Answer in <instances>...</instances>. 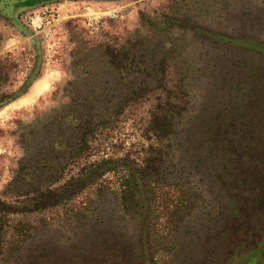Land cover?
Wrapping results in <instances>:
<instances>
[{"label":"rangeland","instance_id":"rangeland-1","mask_svg":"<svg viewBox=\"0 0 264 264\" xmlns=\"http://www.w3.org/2000/svg\"><path fill=\"white\" fill-rule=\"evenodd\" d=\"M3 4L0 264H97L91 251L109 241L130 246L135 264H264V63L183 23L264 40V0ZM170 16L180 22L161 27ZM123 64L129 69L124 80ZM149 64L155 69L140 78L137 70ZM118 91L130 94L120 107L112 97ZM101 93L108 98L104 114L115 116L114 133L87 158L68 157L63 178L49 189L104 152L137 165L155 161L169 180L151 181L148 228L136 210L125 211L117 201L120 180L113 173L100 180L106 197L97 185L43 210L29 205L37 194L14 184L27 155L77 109L75 100ZM166 102L178 132L170 146L161 121ZM224 132L229 140L222 144L214 135ZM224 145V154L248 156L235 167L240 174L228 157L215 156ZM176 176L182 178L170 181ZM99 198L104 202L92 214Z\"/></svg>","mask_w":264,"mask_h":264},{"label":"trees","instance_id":"trees-1","mask_svg":"<svg viewBox=\"0 0 264 264\" xmlns=\"http://www.w3.org/2000/svg\"><path fill=\"white\" fill-rule=\"evenodd\" d=\"M9 1L10 0H0V3L3 2V5H5L8 4ZM40 1L42 0H13V4L14 7L19 8L34 5ZM177 22H180V20L170 16L165 18L160 24L161 27H164L168 24ZM183 23L186 27L197 29V32L210 42L243 47L251 51L264 63V40L258 36L231 35L226 32L215 31L206 26L191 22L188 19H185ZM139 65L140 68L143 67L141 64ZM137 66L138 65H135V69H138ZM154 67L155 66L149 64L148 68L137 70L139 72V77L141 78L143 72L149 74L150 70L155 69ZM118 68L121 79H126V74L129 73L127 65L123 64ZM132 88L133 86L131 83L128 89L132 90ZM129 96L130 94H122L121 91H118L117 94H112V97H119V107L120 104H125L129 100ZM106 99H108L106 95L101 93L96 96L87 95L85 98L81 99L80 102L78 99L75 100L76 102L73 106L77 107V109L71 110L70 113L67 114L69 115L66 117L67 122L61 126L58 125V134L53 131V135L40 142L39 149L36 152L27 155L28 157L25 159V164L27 166L23 167L24 169L19 173V178L14 184L17 188L22 189L24 193L37 194L35 199H31L29 205H36L43 210L48 205L54 204L57 201L75 198L97 185H99L98 192L106 197V193L103 192L104 185L100 180L103 179V176L107 173H113V175H116L120 180V198L117 197V201H121L119 203L125 211H131L135 215L136 210V213L139 214L138 216L141 219L140 224L148 228L151 224L149 213L153 201L151 200L152 197L149 195L151 184L156 181L169 180L167 176L163 175L164 170L162 169V164H154L156 163L155 161L137 165L125 157H116L110 152H104L103 155L98 156L93 162L86 163L85 166L80 169V172L68 180L66 184L60 185L52 190L49 189L59 179L63 178L65 161H67L68 157H72L76 161L87 158V151H93L96 143L98 145L99 141L108 140L111 133H114L115 116H107L104 114V109L108 108V104L105 102ZM164 106L163 110L164 108L166 110L161 117V121L166 128L167 138L165 140L169 141L167 146H170L171 141L175 140L178 136L174 123L176 114L169 112L171 110L169 107L171 106L167 104V102ZM168 114H170V116ZM236 128L237 127H235V129ZM232 131L231 129L230 134L224 132L223 134L216 133L213 135L220 137V143L224 144L226 140L228 141L229 138H231L230 135H232ZM227 134H229V138ZM162 139L163 138H161V140ZM89 142H93V144L91 145ZM225 149L226 147L224 145L221 149L222 153L218 151L215 153V156H217L218 159L220 157V160H223L222 157H228L229 162L234 163V170L236 166L244 165L243 160L245 161L248 157L246 154L239 153V156H237L232 151L230 154H224ZM221 166L224 172L226 169V175L232 174L229 170L230 165L221 164ZM235 172L237 174L241 173L237 169ZM179 178L182 177L176 176L171 178L170 181ZM99 200V204L93 208L92 214L95 213L94 211L98 210L100 203L104 202L101 198H99ZM22 203L23 208H26V202L23 201ZM107 247L108 249H106ZM129 247L130 246L123 247L119 242L113 243L109 241V243L105 244L103 247L97 248L91 252L96 258L97 264H135V258L132 257V260L128 259V257H131V254H128L127 250Z\"/></svg>","mask_w":264,"mask_h":264},{"label":"bare ground","instance_id":"bare-ground-1","mask_svg":"<svg viewBox=\"0 0 264 264\" xmlns=\"http://www.w3.org/2000/svg\"><path fill=\"white\" fill-rule=\"evenodd\" d=\"M45 84V83H44Z\"/></svg>","mask_w":264,"mask_h":264}]
</instances>
